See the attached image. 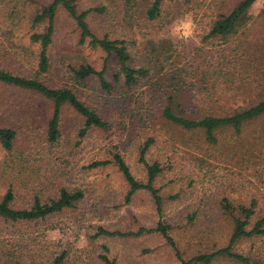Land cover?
Instances as JSON below:
<instances>
[{"label": "rangeland", "instance_id": "rangeland-1", "mask_svg": "<svg viewBox=\"0 0 264 264\" xmlns=\"http://www.w3.org/2000/svg\"><path fill=\"white\" fill-rule=\"evenodd\" d=\"M52 1L0 0V68L24 76L35 74L39 45L30 37L47 27L48 20L36 21V15ZM152 1L137 0L132 18L125 15L124 0H78L77 7L80 11L103 8L87 16L91 29L101 37L127 40L134 65L145 62L150 42L171 40L176 48L173 60L181 66L177 68L186 70L189 113L203 114L201 108L211 101L213 108L230 110L264 98V0H257L246 23L225 38L209 36L211 20L219 7L228 11L238 0H165L163 17L149 21L145 11ZM80 39L75 20L60 6L49 47L51 70L43 79L51 86L71 87L104 116L108 127L92 128L80 138L84 117L65 104L61 142L53 153L46 140L53 102L0 83V126L17 130L16 149L28 159V171H35L42 200L54 196L60 187L79 188L84 194L73 207L45 218L12 221L0 216V264H51L63 251L67 252L65 264H104L102 254L116 264H181L160 232L142 229L155 228L160 220L168 224L182 257L188 260L229 244L234 222L226 209L228 202L238 206L256 200V217L264 216V116L248 122L241 133L232 126L217 129L215 143L205 130H188L161 117L142 123L137 114L142 111L139 93L144 88L133 94L124 86L123 74L116 83V57ZM81 64L99 70L106 67L105 77L114 83V90L104 89L97 76L83 86L73 83L69 67ZM148 137H154L155 143L147 158L162 166L156 180L163 198L162 217L146 189L126 201L129 185L116 164L90 167L95 160H111L119 152L135 177L146 182L139 147ZM6 155L0 145V199L11 164ZM42 166H50L45 175L39 173ZM22 193L14 202L17 208L32 202L29 191ZM234 214L241 216L240 211ZM100 226L123 235L96 236ZM233 251L248 257L251 264H264V235L240 238ZM213 264L246 262L223 255Z\"/></svg>", "mask_w": 264, "mask_h": 264}, {"label": "trees", "instance_id": "trees-1", "mask_svg": "<svg viewBox=\"0 0 264 264\" xmlns=\"http://www.w3.org/2000/svg\"><path fill=\"white\" fill-rule=\"evenodd\" d=\"M77 1L53 0L50 5L36 15V21L47 19L48 25L45 30L34 32L30 37L33 43L39 45L37 70L33 76H24L7 68H0V83L39 94L53 102L52 116L47 123L46 129V140L50 146L49 149L53 148V153H57L61 142V113L65 104H69L84 117L83 127L79 131L80 138H84L92 128L109 126V122L104 116L80 99L71 87L51 86L43 79L51 70L52 63L49 47L53 42L56 13L60 6L64 7L75 20L81 32L80 41L82 43L87 42L93 48L104 50L108 56L114 55L116 57L119 65V73L115 76L116 83L121 80L119 74H123V84L126 89L133 91V94L144 88L139 93L140 99L144 101L141 107L142 111L137 114L142 123L152 121L155 117H161L188 130H205L208 140L215 143L217 141V129L232 126L237 133H241L248 122L264 116V98L255 103L250 102L247 105H241L230 110L224 107L213 108L215 102L211 101L209 106L201 108L204 111L203 114L194 115L189 113L191 105L188 106L186 104L184 93L186 70L177 68L181 66H177L173 60V52L176 51V48H174L175 44L168 39H162L155 44L150 42L151 47L148 50L145 62L134 65L133 52H131L127 40L111 38L109 35L101 37L91 29L87 16L95 10L103 11V8H89L80 11L77 7ZM256 1L238 0L228 11L219 7L216 17L211 20L209 36L225 38L237 33L239 28L248 20L249 9ZM164 3L165 0H153L145 11L146 18L149 21L162 18ZM124 5L125 15L132 18L131 13H133L137 5V0H124ZM0 31H2L1 28ZM4 34L6 35L7 32H4ZM1 46L2 42H0ZM0 51H2L1 48ZM69 72L73 83L76 85L83 86L88 78L97 76L101 86L108 92H112L115 88L114 83L108 81L105 77L106 67L99 70L90 64H81L78 67L70 66ZM212 97L215 98V94ZM17 135L18 132L14 127L0 126V145L7 153V160L11 162L5 175L7 187L0 199V216L12 221L33 220L45 218L65 208L73 207L84 195L79 188L70 190L67 187H60L56 189L54 196L48 198L47 201L42 200L41 193L37 191L40 186L37 187L39 180L34 176L35 171H28V159L25 158L24 152H19L16 149ZM154 143L155 138L148 137L139 147V162L147 172L146 182H142L135 177L125 158L119 152L114 153L111 160H95L90 164V167L97 168L110 163L116 164L129 185L125 197L126 201L129 202L137 191L146 189L151 192L156 202L159 216L162 217L163 198L159 188L156 186V180L162 172V166L160 161H150L147 158V153ZM50 156L58 158L56 155L51 154ZM42 168L46 169L42 170ZM47 169H50V166H42L39 173L45 175ZM39 173L36 174L39 175ZM22 191H29L31 193L30 197L33 199L30 206L17 208L14 206V202L18 197H22ZM226 209L233 216L234 222V230L229 244L212 253L200 254L188 260L182 257L174 238L170 234V226L168 224L160 220L157 227L142 229V231L160 232L176 251L181 264H213V260L216 257L223 255L251 264V260L248 257L234 252L233 246L240 238L264 235V216L256 217V200H253L249 205L239 204L238 206L228 202ZM235 211H240L241 216L235 215ZM254 218H256V221L252 224ZM128 233L132 234V232ZM95 235L116 236L123 235V233L100 226ZM104 247L105 250L109 249L107 246ZM66 257L67 252L63 251L60 255L53 258L51 264H65ZM101 259L104 264H116V260L110 258L107 254H102ZM17 264L23 263L18 262Z\"/></svg>", "mask_w": 264, "mask_h": 264}]
</instances>
